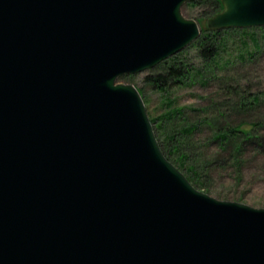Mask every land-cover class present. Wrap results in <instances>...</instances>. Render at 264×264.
Masks as SVG:
<instances>
[{
    "label": "water",
    "instance_id": "1",
    "mask_svg": "<svg viewBox=\"0 0 264 264\" xmlns=\"http://www.w3.org/2000/svg\"><path fill=\"white\" fill-rule=\"evenodd\" d=\"M0 0V264H264V209L198 191L120 83L264 0Z\"/></svg>",
    "mask_w": 264,
    "mask_h": 264
},
{
    "label": "rangeland",
    "instance_id": "2",
    "mask_svg": "<svg viewBox=\"0 0 264 264\" xmlns=\"http://www.w3.org/2000/svg\"><path fill=\"white\" fill-rule=\"evenodd\" d=\"M212 1L187 4L182 9L183 15L198 23L209 19L213 17L210 14L214 11ZM244 30L256 34L255 39L260 45L256 50H253L255 43L244 34ZM244 30L218 32L221 35L215 38V46L221 51L214 64L202 59L197 41L179 53L182 55L180 61L194 68V74L182 86L161 91L146 83L147 77L160 73L161 64L142 74L126 76L119 82L139 90L150 120L155 121V133L164 156L187 179L192 177L189 168L194 169L202 183L200 186L193 180L191 184L198 191L219 201L264 209V102L255 108L247 107L245 111L241 106L237 108L235 105L243 101L244 94L241 91L237 97L229 99L227 86L240 84L247 88L246 95L253 96L264 91V28ZM203 35L204 32L200 38ZM250 51H255L254 58L244 64L239 62L238 58ZM214 76L220 80L215 81ZM169 101L173 105L168 106ZM170 110H180L181 115H175L170 121L158 120ZM216 118L221 125L242 126L251 132L234 141L241 146L240 154L230 148H227L228 152L221 149L223 146L220 145L226 143L215 140L211 129ZM188 126H197V130L191 134L182 132ZM253 135L261 140H251ZM182 157H186L185 162Z\"/></svg>",
    "mask_w": 264,
    "mask_h": 264
},
{
    "label": "trees",
    "instance_id": "3",
    "mask_svg": "<svg viewBox=\"0 0 264 264\" xmlns=\"http://www.w3.org/2000/svg\"><path fill=\"white\" fill-rule=\"evenodd\" d=\"M202 3V0H199L198 2H196V4L200 5ZM213 9L214 11L211 14V16L216 15L217 13L221 12L223 10V6L221 4V0H213ZM203 21V20H202ZM235 30V29H233ZM244 34L248 35L249 38L252 39V42L255 43V47L253 48V50L257 49L260 45L258 44L257 40L255 39L256 34L254 33H246V31L244 30ZM221 33V32H220ZM220 33H207L204 32V35L196 42L198 44L199 50H200V56L202 57L203 60H205L206 62H211L212 64L215 63L216 61V57L219 55L221 49L220 47H216L215 43H216V37H218L219 35H221ZM225 42V41H224ZM255 56V51H250V53H248L247 55H241L238 60L241 63H246L247 61H250L252 58H254ZM182 58V55H178L176 57H174L171 60L165 61L163 63H161V68L162 70L160 71V73L154 75V76H150L146 78V83L149 85H152L154 88H157L161 91H166L169 90L171 88H173L174 86H182L185 84V81L187 79H189V77H191L194 74V68L191 67L189 64L186 65L184 62H181L180 59ZM248 58V59H247ZM177 59V60H176ZM229 62H227L226 64H228ZM225 64V65H226ZM226 65V66H227ZM158 68V67H157ZM219 68V67H218ZM227 69V68H225ZM199 75V71H197V73ZM126 77V76H125ZM124 78V77H122ZM121 78V79H122ZM215 81H219L220 78L214 76ZM229 87V90H233V92H229V99L231 97H236L238 96L237 94L241 93V91L243 92L242 94H244V98L243 101H240L239 104H236L235 107H240L241 109H243L244 111L248 108L251 107H258L259 105H261L262 102H264V91L260 92L261 94L259 95H255L253 96V94H248L246 95L245 92L247 91V88H243L240 84H236V83H231L227 85ZM234 95V96H233ZM169 105H173V102L169 101L168 106ZM181 115V111L180 110H170V112H168L166 115H163L161 118H159L158 120H167L170 121V119H173L175 115ZM219 118H216L214 121V124L211 126V129L214 132V137L215 140H219L220 142H224L226 144H221V146H223V151L228 152L230 151L227 148L232 149V151L235 154H240L242 152V150H240V145L236 142H234L237 138H241V137H247L248 133H251L250 131H245L242 126L240 127H232L231 125H221L219 124ZM153 127H155V121L151 120ZM155 130V128H154ZM197 130V126H188L186 129H184L182 132L184 133H194ZM251 140H255V141H260L261 139L255 135H253V137L251 138ZM161 147V145H160ZM162 149V148H161ZM182 160L185 162L186 157H182ZM181 167H184V164L180 163ZM190 171H188L189 173L192 174V177H188L189 181L191 183H193L194 181H198L199 185L201 186L200 182L201 180L199 179V175L194 171L193 168H189ZM202 183V182H201Z\"/></svg>",
    "mask_w": 264,
    "mask_h": 264
}]
</instances>
